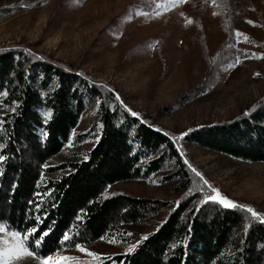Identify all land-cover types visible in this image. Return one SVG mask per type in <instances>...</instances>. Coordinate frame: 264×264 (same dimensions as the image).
<instances>
[{
  "label": "trees",
  "instance_id": "trees-1",
  "mask_svg": "<svg viewBox=\"0 0 264 264\" xmlns=\"http://www.w3.org/2000/svg\"><path fill=\"white\" fill-rule=\"evenodd\" d=\"M215 2L232 21L228 0ZM117 96L115 87L71 64L20 44L0 48V226L21 237L31 233L27 246L41 258L104 238L129 244L123 252L70 257L75 264H264V223L245 209L205 201L211 193L184 163L175 135L152 116L133 117ZM95 100L100 135L79 155L68 147L88 138L75 131ZM183 141L264 163V96L226 122L189 131ZM60 156L61 162L50 163ZM168 160L176 164L172 178L183 196L153 231L138 234L132 227L164 203L109 189L144 182Z\"/></svg>",
  "mask_w": 264,
  "mask_h": 264
},
{
  "label": "rangeland",
  "instance_id": "rangeland-1",
  "mask_svg": "<svg viewBox=\"0 0 264 264\" xmlns=\"http://www.w3.org/2000/svg\"><path fill=\"white\" fill-rule=\"evenodd\" d=\"M142 1L152 0H0V48L20 44L75 66L95 82L112 85L119 104L136 113L133 117L152 116L159 128L175 135L184 163L200 173L211 195L215 189L243 206L240 209L264 215V163L215 154L183 141L185 133L226 122L264 96V0H228L232 21L215 0H159L148 9L140 6ZM216 55L219 62L214 64ZM98 106V100L89 105L75 131L90 133L88 138L68 147L79 155L99 138ZM175 171L176 164L168 160L144 182L110 187L112 193L164 203L159 213L132 227L134 232L153 231L183 196L172 178ZM0 241L7 242L0 244V251L13 247L8 235L0 234ZM128 247L104 238L87 247L65 248L46 258L33 254L9 264H47L48 258L95 257Z\"/></svg>",
  "mask_w": 264,
  "mask_h": 264
},
{
  "label": "snow or ice",
  "instance_id": "snow-or-ice-1",
  "mask_svg": "<svg viewBox=\"0 0 264 264\" xmlns=\"http://www.w3.org/2000/svg\"><path fill=\"white\" fill-rule=\"evenodd\" d=\"M189 23H191V21H189ZM239 35L240 34L237 33V36H239ZM117 99H119L118 96H117ZM132 115L135 116L136 113L133 112ZM184 135H186V133ZM0 159H3V158L0 157ZM196 175L199 176L200 173L197 172ZM211 191H212V193H214V195H210L208 197L209 200H213L225 208L243 207L241 205L234 204L233 202L227 200L226 198L221 197L220 193L217 190L212 189ZM245 210L250 212L253 217L258 218L261 223H264V217H259L258 214L250 208L245 209ZM0 234L8 235L9 239L13 245V247H11V248H7L4 251H0V264H9L10 260H22L25 257L33 256V253L31 251H29V248H28L27 243H26L29 240V236L31 235V233L21 237L19 234L14 233V232L7 233L4 229V227L0 226ZM45 235H46V233H45ZM64 239L68 240L69 237L67 235H65ZM144 239H147V237H144ZM6 243H7L6 241H0V244H6ZM131 251H133V249L130 248L129 252H131ZM87 255H94V254L87 253ZM41 264H45V262L42 261ZM47 264H75V262H73L71 260V258H69V257L60 258L58 261L53 260L52 258H48Z\"/></svg>",
  "mask_w": 264,
  "mask_h": 264
}]
</instances>
